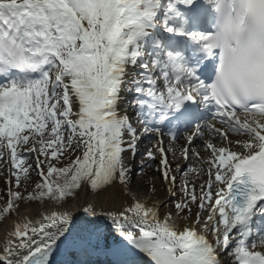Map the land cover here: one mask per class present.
Wrapping results in <instances>:
<instances>
[{"label": "snow or ice", "instance_id": "1", "mask_svg": "<svg viewBox=\"0 0 264 264\" xmlns=\"http://www.w3.org/2000/svg\"><path fill=\"white\" fill-rule=\"evenodd\" d=\"M143 140L171 197L207 177L174 214L131 192ZM0 170V264H264V0H0ZM117 187L118 210L68 206Z\"/></svg>", "mask_w": 264, "mask_h": 264}, {"label": "rangeland", "instance_id": "2", "mask_svg": "<svg viewBox=\"0 0 264 264\" xmlns=\"http://www.w3.org/2000/svg\"><path fill=\"white\" fill-rule=\"evenodd\" d=\"M127 96L130 97L131 99L125 105H123V106H125L126 109L130 108L129 105L133 101L134 94H128ZM130 116L133 117L134 126H136L137 129L139 130L140 126L138 124H135L134 113H131ZM165 140H166V144H167L168 138L165 137ZM182 143H183V139L179 140L178 142H175L173 144V147H175L178 152L182 151V146L184 145ZM146 144H147L146 140H143L141 142L140 147H139V151H138V154H137V157L135 160H131L130 157H128V154H125L127 162L129 163V165L133 164V166H132L133 174H132V183L131 184H135V185L142 187V189H146V192H143L145 197H149L151 195L150 192L147 191V189L150 186H153L155 190L151 196L157 197L159 200H166L167 199L168 208L174 214V212H175L174 204L176 202H180L184 198V193L182 191V187H183L185 181H187L189 183L194 182L196 187H197V190H198L200 183H202L204 180H206L207 177L203 173H200V175H197V173L195 171L189 172L188 176H184L181 173H177L174 171L173 174L178 176V181H177V184L175 187V196L176 197L174 196L173 198H168L167 197V190L164 188V185L166 183L162 180V178H160L159 173L156 171V166L158 165L159 156L157 157L156 164H154L152 167L145 168L143 170V172L139 171V166H140L143 154H144V147ZM195 150L196 151H199V150L204 151L202 149V145L199 142H197V146H196ZM169 159L174 166L179 165L181 167H184L183 158L181 156L177 155L175 158H173L172 155L169 154ZM27 163H32V159H29L27 161ZM204 167L206 168L207 166L204 165ZM188 168L200 169L201 168V162L195 156H193L191 163L188 165ZM0 171H2V170H0ZM32 175H33V180L26 184L27 191H31L33 186H34V183H35V173H33ZM4 180H5V177L3 175H0V193H2L4 188H5ZM22 183H23V181H22ZM14 190H16V189H14ZM21 190H23V189H21ZM197 194H199V192ZM3 202H5V199L0 198V204ZM70 202L75 203L76 201H70ZM33 204H35V203H33ZM21 206H23V204ZM196 211H197V208L195 206H193L192 207L193 216L195 215Z\"/></svg>", "mask_w": 264, "mask_h": 264}, {"label": "bare ground", "instance_id": "3", "mask_svg": "<svg viewBox=\"0 0 264 264\" xmlns=\"http://www.w3.org/2000/svg\"><path fill=\"white\" fill-rule=\"evenodd\" d=\"M130 99L131 98L126 95L123 105H125ZM123 105H122V111L125 109V106H123ZM127 109H128V114L129 115L131 113H133L131 108H127ZM165 143H166V140H165ZM182 144H184V140H183ZM197 152L200 153L201 157L207 158V156H208V152L206 153L205 151H202V150H199ZM183 163L185 165V161L184 160H183ZM130 166L132 167L133 164H131ZM152 188H153V186H150L147 189V191L150 192L151 195L154 192V191L151 190ZM164 188L167 190V197L168 198H173V197L170 196V194L168 192V185L167 184L164 185ZM131 192L135 193L136 198L139 201H141V202H146V203H149V204H158V205H160L161 206L162 215H163L164 212L169 211L168 207H164L163 206L164 203L167 202V199L166 200H159L157 197H152L151 195L149 197H145L143 192H146V189H142V187H140L138 185H135V184H131ZM85 199H87L89 201H94L97 204H102L105 208H113V209H117L118 210L120 208L121 204L124 202L125 197L120 195L119 187H117L115 189H110L104 196L99 197V198H95V197H92V196L85 197V194L81 193L80 194V198L78 200H76L75 203L70 202L69 205H68L69 207H73L74 208V215H76L80 220H84L85 216H84L83 212L80 211V208L78 206L84 204ZM41 211H42V209L37 204H31L30 206L23 205V206H21L20 215L16 216L15 220L19 221L22 218H24L25 216H27V217H36ZM13 226H14V221L13 220H6V221H3V222L0 223V242H2L5 239L6 233L9 230H11L13 228ZM68 259H72V258L69 257ZM133 260L134 261L141 260L145 264H151L150 258H148L144 254L137 253L135 255V257L133 258ZM92 264H97V263H92Z\"/></svg>", "mask_w": 264, "mask_h": 264}, {"label": "trees", "instance_id": "4", "mask_svg": "<svg viewBox=\"0 0 264 264\" xmlns=\"http://www.w3.org/2000/svg\"><path fill=\"white\" fill-rule=\"evenodd\" d=\"M5 204V202L1 203L0 206H3Z\"/></svg>", "mask_w": 264, "mask_h": 264}]
</instances>
